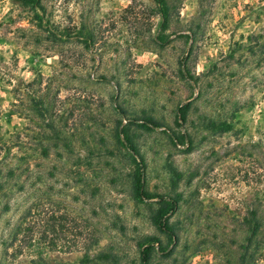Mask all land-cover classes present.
Masks as SVG:
<instances>
[{
	"label": "rangeland",
	"instance_id": "1",
	"mask_svg": "<svg viewBox=\"0 0 264 264\" xmlns=\"http://www.w3.org/2000/svg\"><path fill=\"white\" fill-rule=\"evenodd\" d=\"M142 250L264 264V0H0V264Z\"/></svg>",
	"mask_w": 264,
	"mask_h": 264
},
{
	"label": "trees",
	"instance_id": "2",
	"mask_svg": "<svg viewBox=\"0 0 264 264\" xmlns=\"http://www.w3.org/2000/svg\"><path fill=\"white\" fill-rule=\"evenodd\" d=\"M185 108H186V105H182L177 109V118L180 122L183 119ZM125 146L129 151L135 154V151L131 148L129 144L125 143ZM133 195L135 198H143L144 196L141 191V183L138 179L135 181L134 186H133ZM163 202H165V205H164L165 207H164V210L160 213V219L157 222V226L159 230L164 232L168 237H171L172 233L166 225V220H167V215L174 210L176 202L175 200H169L168 202H166V200L165 201L163 200ZM140 259H141L142 264H145L146 250L141 251Z\"/></svg>",
	"mask_w": 264,
	"mask_h": 264
}]
</instances>
